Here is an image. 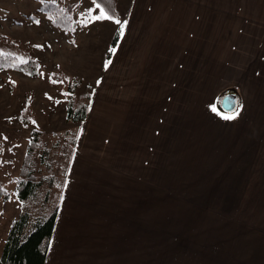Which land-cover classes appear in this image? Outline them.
Wrapping results in <instances>:
<instances>
[{
    "label": "rangeland",
    "instance_id": "obj_1",
    "mask_svg": "<svg viewBox=\"0 0 264 264\" xmlns=\"http://www.w3.org/2000/svg\"><path fill=\"white\" fill-rule=\"evenodd\" d=\"M46 1L0 0V48L15 54L20 61L36 60L39 71L30 75L17 69H0V178L12 194L10 200H0L3 212L0 253L11 222L22 211L16 193L17 182L9 179L20 174L23 158L37 134L41 146L35 154L34 170L40 177L53 174L60 184L71 162L87 154L97 171L106 170V178L100 180L112 185V196L105 187V197L100 199L91 194L89 198L98 201L97 209L103 212L102 218H96L97 214L94 218L99 241L103 244L116 241V244L96 243L86 262L83 259L84 264H107L104 259L111 254L116 258L115 264H264V152L255 149L242 154V148L249 149L245 146L237 149L229 141L196 142L204 137L207 122L210 126L209 116L197 127L201 133L199 138L195 126H186V136L181 133L183 139L171 128L176 115L169 108L166 115L170 124L166 130L167 135L171 130L170 139L164 143L166 149L154 151L153 196L149 167L148 174L144 175L148 178L147 185L138 182L133 188L132 183L127 191L122 190L125 180L117 174L119 166L123 163L133 166L139 178L144 174V158L139 159L142 151L126 149L128 141H122L121 146L115 132L116 125L127 122L125 111L129 105L120 107L118 101L100 98L109 95L114 100L113 95L127 94L133 88L121 85L108 90L112 70L107 72L106 65L117 24L106 19L93 20L92 15L99 14L93 0H48L72 12V17L79 22L81 12L93 9L91 21L80 22L74 31L57 28L43 8ZM112 2L115 13L123 12L125 7L120 5V0ZM231 8L229 11L238 12L235 7ZM243 9V14L248 16L258 14L257 6ZM220 72L225 75L226 70ZM53 74L59 76L51 80ZM61 80L65 82L56 83ZM243 80L223 86L216 94L215 107L228 91L237 93L242 104ZM167 87L165 93L174 97L181 94L179 87ZM210 87L187 86L184 93L189 95L196 90L207 94ZM72 97L89 107L82 121L69 115L67 104ZM252 100L249 95L246 113H251ZM84 129L86 133L90 131L81 141ZM193 131L198 133L195 135ZM191 145H194V154H191L193 148L188 149ZM221 150L239 155L226 159L211 157ZM58 189L44 186L39 190L31 204L32 221L52 212L57 202L59 207ZM111 197L116 211L109 210ZM93 227L88 230L89 241ZM79 248L84 253L88 251L84 246L73 245V249L79 251Z\"/></svg>",
    "mask_w": 264,
    "mask_h": 264
},
{
    "label": "crops",
    "instance_id": "obj_2",
    "mask_svg": "<svg viewBox=\"0 0 264 264\" xmlns=\"http://www.w3.org/2000/svg\"><path fill=\"white\" fill-rule=\"evenodd\" d=\"M120 5L125 7L124 13L117 10L115 15L127 23L118 25L116 21L106 19L117 24V28H123V34L106 65L107 72L112 70L108 83L111 88L108 90L121 85H131L133 88L127 94L113 95L114 100L109 95H101L100 98L118 101L120 107L129 105L125 111L127 122L116 125L115 132L121 146L122 141H128L126 149L142 151L139 159L144 158V174L139 178L133 166L127 163L119 166L117 174L125 180L122 190L127 191L132 183L133 188L138 182L147 185L148 178L144 175L148 174L150 168L149 182L153 196L154 151L166 149L164 143L170 139L171 130L168 135L166 130V125L170 124L166 115L169 108L176 115L171 128L178 136L182 132L186 136V126H195L194 129L199 132L197 127L209 116L217 124L209 122L210 127L207 122L204 137L196 142L229 141L235 143L237 149L244 146L249 149L244 151L242 148V154H249L255 149L264 152V23H260L264 21V0H120ZM245 6H257V16L243 14ZM231 7L238 12L229 11ZM222 70H226L225 75L220 72ZM241 78L244 79L241 82L244 88L239 111L242 115L238 113L228 118L231 116L221 115L216 107L213 110L216 94L222 87ZM159 85L164 86L162 90L157 88ZM167 86L179 87L181 94L174 97L165 93ZM187 86L211 87L207 94L191 89L192 93L187 95L184 93ZM249 95L253 99L252 107L251 113H246L248 109L244 108ZM89 131L86 133L84 129L81 141L88 137ZM200 135L199 132L197 138ZM228 151L212 153L211 157L226 159L237 154ZM194 152L193 148L191 154ZM84 156L71 162L63 187L58 189V215L45 264H84L83 259L86 262L91 247L96 243L106 246L116 244V241L107 244L99 241L98 224L94 218L96 214V218H102L100 215L103 212L97 209L98 201L89 198L91 194L100 199L105 197V187L112 196V185L100 180L106 178V170L97 171L94 168L96 165L91 163L93 160L88 159L87 154ZM99 158V155L95 157L97 160ZM97 173L101 176L97 177ZM108 205L109 210L116 211L114 197H111ZM91 227L89 241L87 234ZM73 245L84 246L88 251L75 250ZM105 260L109 262L107 264H115L116 258L111 254Z\"/></svg>",
    "mask_w": 264,
    "mask_h": 264
},
{
    "label": "trees",
    "instance_id": "obj_3",
    "mask_svg": "<svg viewBox=\"0 0 264 264\" xmlns=\"http://www.w3.org/2000/svg\"><path fill=\"white\" fill-rule=\"evenodd\" d=\"M96 4L101 3L105 10L112 14L115 12L112 7L115 4L112 0H93ZM43 8L47 15L52 19L53 25L68 31H74L79 23L91 21V13L86 10L84 15H79L76 20L72 17V12L64 9L55 1H46ZM114 9V8H113ZM121 36V27H119L111 40V47L108 52V58H111L113 49L116 47ZM5 37V36H3ZM15 65V66H14ZM38 63L34 59L23 62L18 57L6 50L0 48V69H17L30 75H35L39 71L36 70ZM51 76V75H50ZM59 76L53 74L51 80ZM58 78V77H57ZM65 82L63 80L56 83ZM68 112L71 117L77 121H82L88 114V105L81 104L75 97H72L68 104ZM41 142L38 135L32 137L27 153L23 158L20 174L10 178V181L17 182L16 193L21 202L22 211L18 217L11 222L8 234L4 240L3 248L0 253V264H45L49 243L53 235L55 223L58 215V202L52 212L45 216L32 221L31 209L32 200L37 196L39 190L47 186L50 190L58 187L62 189L61 182L57 184L55 175L41 176L36 174L34 170V159L37 150L40 148ZM0 200L8 201L12 198L11 192L5 187L0 178ZM6 190V191H5ZM3 212L0 208V217Z\"/></svg>",
    "mask_w": 264,
    "mask_h": 264
},
{
    "label": "water",
    "instance_id": "obj_4",
    "mask_svg": "<svg viewBox=\"0 0 264 264\" xmlns=\"http://www.w3.org/2000/svg\"><path fill=\"white\" fill-rule=\"evenodd\" d=\"M239 96L237 93L228 91L225 92L217 103V109L219 112L230 115L233 111L237 112L240 108Z\"/></svg>",
    "mask_w": 264,
    "mask_h": 264
},
{
    "label": "snow or ice",
    "instance_id": "obj_5",
    "mask_svg": "<svg viewBox=\"0 0 264 264\" xmlns=\"http://www.w3.org/2000/svg\"><path fill=\"white\" fill-rule=\"evenodd\" d=\"M96 7L99 9V14L98 15H92V19H110V20H114L116 21L118 24H126L127 21H121L115 14L110 13L109 11L105 10V8L103 7V5L101 3H97ZM89 13L93 12V9L89 8L88 9ZM81 16L84 15V12L80 13ZM88 21H82V23H86ZM121 34H123V28H121ZM73 43H75V40L72 41ZM39 47H43V45H38ZM113 51H115V49H113ZM15 66V65H14ZM213 110H216L215 106L213 105ZM221 115H223V113H221ZM235 115H237V113L235 111H233L232 116L228 117V118H232ZM2 187V186H0ZM6 191V190H5Z\"/></svg>",
    "mask_w": 264,
    "mask_h": 264
},
{
    "label": "bare ground",
    "instance_id": "obj_6",
    "mask_svg": "<svg viewBox=\"0 0 264 264\" xmlns=\"http://www.w3.org/2000/svg\"><path fill=\"white\" fill-rule=\"evenodd\" d=\"M60 259H61V258H60ZM60 259H59V260H60Z\"/></svg>",
    "mask_w": 264,
    "mask_h": 264
}]
</instances>
